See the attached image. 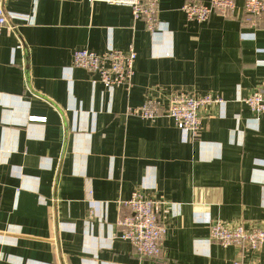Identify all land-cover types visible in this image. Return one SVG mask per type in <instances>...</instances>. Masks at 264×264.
I'll use <instances>...</instances> for the list:
<instances>
[{
	"label": "crops",
	"instance_id": "obj_1",
	"mask_svg": "<svg viewBox=\"0 0 264 264\" xmlns=\"http://www.w3.org/2000/svg\"><path fill=\"white\" fill-rule=\"evenodd\" d=\"M186 1L159 0L151 33L127 6L0 0L26 16L0 32V264H264V244L211 238L218 220L264 229V113L243 101L264 90V20L246 21L242 0L189 20ZM130 46V90L73 64L78 49ZM177 92L224 99L201 108L196 139L171 117L128 115ZM137 190L168 227L156 258L121 237L119 203Z\"/></svg>",
	"mask_w": 264,
	"mask_h": 264
},
{
	"label": "built area",
	"instance_id": "obj_2",
	"mask_svg": "<svg viewBox=\"0 0 264 264\" xmlns=\"http://www.w3.org/2000/svg\"><path fill=\"white\" fill-rule=\"evenodd\" d=\"M107 2L110 5H129L135 20H143L146 28L154 32L161 28L159 22V0H91ZM238 0H212L205 4L199 0H187L183 10L189 20L205 22L213 13L224 17L231 16ZM244 17L251 25H259L264 20V0H242ZM26 19V16L7 12L0 4V32L8 27L9 32H17L15 20ZM137 51L134 46L127 50L110 48L104 53H96L88 49L75 50L74 66L87 68L98 76L99 82L106 86H122L130 90L136 73L135 65ZM96 81V80H95ZM257 114L264 113V90L258 89L243 98ZM225 104L221 97L211 95L196 96L185 92H177L169 98L168 106L157 97H149L141 106L129 107L128 115L144 120L155 121L161 116L174 119L176 126L192 139H196L202 128L201 108L213 104ZM33 119H40L34 118ZM120 215L118 226L121 237L129 240L137 253L149 258L159 257L162 253V243L167 235L168 227L160 221L161 203L146 197L142 192H133L131 198L119 203ZM211 238L223 246L238 245L251 250H259L264 244V229L250 228L243 225L235 226L230 222L218 220L211 225ZM234 264H251L243 259H237Z\"/></svg>",
	"mask_w": 264,
	"mask_h": 264
},
{
	"label": "bare ground",
	"instance_id": "obj_3",
	"mask_svg": "<svg viewBox=\"0 0 264 264\" xmlns=\"http://www.w3.org/2000/svg\"><path fill=\"white\" fill-rule=\"evenodd\" d=\"M94 2H95V1H94ZM101 2H103V1H101ZM105 3H107V2H105ZM107 4H108V3H107ZM122 6H127V7H129V8L131 9V7H130L129 5H122ZM159 22H160V19H159ZM3 29H8V27H4ZM3 29H2V30H3ZM147 30H148V29H147ZM156 30H157V29H156ZM156 30H155V31H156ZM148 31H149V30H148ZM155 31H154V32H155ZM149 32H151V31H149ZM151 33H153V32H151ZM116 49H118V48H116ZM94 52H95V51H94ZM96 53H97V52H96ZM103 53H104V52H103ZM83 68H84V67H83ZM84 69L88 70L87 68H84ZM89 72H90V71H89ZM91 73H92V72H91ZM143 257H146V256H143ZM146 258H148V257H146Z\"/></svg>",
	"mask_w": 264,
	"mask_h": 264
},
{
	"label": "rangeland",
	"instance_id": "obj_4",
	"mask_svg": "<svg viewBox=\"0 0 264 264\" xmlns=\"http://www.w3.org/2000/svg\"><path fill=\"white\" fill-rule=\"evenodd\" d=\"M211 1H212V0H211ZM201 2H202V1H201ZM203 3H204V2H203ZM210 3H211V2H210ZM210 3H209V4H210ZM205 4H206V3H205ZM213 14H214V13H213ZM207 21H208V20H207ZM207 21H205V22H207ZM253 26H254V25H253ZM256 26H257V25H256ZM256 26H255V27H256Z\"/></svg>",
	"mask_w": 264,
	"mask_h": 264
}]
</instances>
